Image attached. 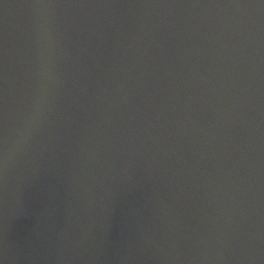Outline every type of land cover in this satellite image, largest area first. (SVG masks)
I'll use <instances>...</instances> for the list:
<instances>
[{
    "label": "water",
    "instance_id": "obj_1",
    "mask_svg": "<svg viewBox=\"0 0 264 264\" xmlns=\"http://www.w3.org/2000/svg\"><path fill=\"white\" fill-rule=\"evenodd\" d=\"M0 264H264V169L166 133L0 0Z\"/></svg>",
    "mask_w": 264,
    "mask_h": 264
}]
</instances>
